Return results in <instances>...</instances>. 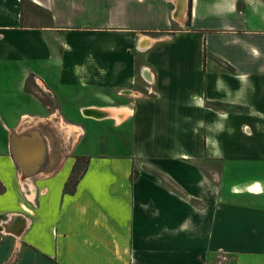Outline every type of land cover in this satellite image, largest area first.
Masks as SVG:
<instances>
[{"label": "crops", "instance_id": "obj_1", "mask_svg": "<svg viewBox=\"0 0 264 264\" xmlns=\"http://www.w3.org/2000/svg\"><path fill=\"white\" fill-rule=\"evenodd\" d=\"M114 1L0 0V264H264V0ZM42 127L61 157L25 179Z\"/></svg>", "mask_w": 264, "mask_h": 264}, {"label": "bare ground", "instance_id": "obj_2", "mask_svg": "<svg viewBox=\"0 0 264 264\" xmlns=\"http://www.w3.org/2000/svg\"><path fill=\"white\" fill-rule=\"evenodd\" d=\"M174 1H176V0H174ZM178 1H180L179 8H178L179 10L178 11L174 10L173 11L174 15L176 14V12L180 11V9L183 5V0H177L176 2H178ZM112 110H113V112L111 110L106 111L107 114H110V115L116 114V116H117L118 111L115 109H112ZM89 117H92V116H89ZM93 118H98V117L93 116ZM75 129H76L75 126H71V125L66 126V133L73 134V132L76 131ZM21 133L22 132H18V133H14V134L18 135ZM22 137L23 138L35 137V138H37L36 140H38V141L40 140L39 142L44 143L45 149H46V153L44 154V157H43L41 163L37 164L35 166L33 164L38 163L39 159H36L35 162L31 163V161L33 160V157L30 156L31 155L30 153L32 151H34L33 148L31 147V148H21L20 149L21 150L20 152H22L21 154L24 155V159L26 158L25 164H26L27 173L34 172V173H36V175H39V174H44V173H47V172H50L51 170H53V168L58 163V161L60 160V157H61V144L58 141V137H57L56 133L53 132L51 128L42 127V128L35 129V131L25 133L24 135H22ZM26 151H30V153L28 154ZM29 178H31V177H25V179H29ZM17 219H19V218H17ZM0 228H2L3 231L7 230V227H5V225L4 226L0 225Z\"/></svg>", "mask_w": 264, "mask_h": 264}, {"label": "rangeland", "instance_id": "obj_3", "mask_svg": "<svg viewBox=\"0 0 264 264\" xmlns=\"http://www.w3.org/2000/svg\"><path fill=\"white\" fill-rule=\"evenodd\" d=\"M71 6L64 9L63 11H57L56 15L63 19H68V22L80 23L86 20H100L107 17H111V10L109 0H72ZM117 1V0H116ZM114 1V2H116ZM119 1V12L123 16L129 12V18H139L141 10L139 4H136L132 0H118ZM123 2V4H122ZM75 5V6H72ZM85 7V8H84ZM128 9V11L124 9ZM142 8V7H141ZM137 9V10H135ZM117 13V12H116ZM41 19H45V15L41 12ZM44 22V21H43ZM83 161L77 163L76 172H81L83 169Z\"/></svg>", "mask_w": 264, "mask_h": 264}, {"label": "water", "instance_id": "obj_4", "mask_svg": "<svg viewBox=\"0 0 264 264\" xmlns=\"http://www.w3.org/2000/svg\"><path fill=\"white\" fill-rule=\"evenodd\" d=\"M181 11H182V9L180 10V13H181ZM82 113L86 116H92V117L95 116L98 118L107 116L106 111L95 109V108L84 109L82 111ZM32 131H35V128L25 130L24 132H22L21 134H18V135L13 134L12 138H11V152H12V155L14 157V160L18 163V165L21 169V176L23 178L33 177L36 175V173H34V172L27 173L26 164H25L26 158L24 159V155L21 154L22 152H20L21 151L20 149L21 148H31V147L33 148L34 155L32 154L33 156H31V157H33V160L31 161V163L35 162L36 159H39L38 163L33 164L34 166L41 163V161L44 157V154L46 153L45 145L43 142H39L40 140L39 141L36 140L37 138H35V137H32V138H26V137L23 138L22 137V135H24L25 133H29ZM26 152L28 154L30 153V151H26Z\"/></svg>", "mask_w": 264, "mask_h": 264}, {"label": "trees", "instance_id": "obj_5", "mask_svg": "<svg viewBox=\"0 0 264 264\" xmlns=\"http://www.w3.org/2000/svg\"><path fill=\"white\" fill-rule=\"evenodd\" d=\"M79 161H83V169L81 170V172H76V167H77V163ZM86 163H87V158L85 156H77L76 157V160H75V163L73 165V168H72V173L70 174L69 178H68V181L66 182V190L67 191H71L72 188L74 187V185L76 184L77 182V179L79 178V176L81 175L82 171L84 170L85 166H86Z\"/></svg>", "mask_w": 264, "mask_h": 264}]
</instances>
